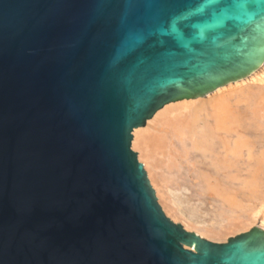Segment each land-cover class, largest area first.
<instances>
[{"label": "water", "instance_id": "95a60500", "mask_svg": "<svg viewBox=\"0 0 264 264\" xmlns=\"http://www.w3.org/2000/svg\"><path fill=\"white\" fill-rule=\"evenodd\" d=\"M204 3L0 0V264H264L258 226L214 242L166 217L130 148L263 57L264 16Z\"/></svg>", "mask_w": 264, "mask_h": 264}, {"label": "bare ground", "instance_id": "6f19581e", "mask_svg": "<svg viewBox=\"0 0 264 264\" xmlns=\"http://www.w3.org/2000/svg\"><path fill=\"white\" fill-rule=\"evenodd\" d=\"M255 73L169 102L131 133L162 210L207 240L264 230V67Z\"/></svg>", "mask_w": 264, "mask_h": 264}, {"label": "snow or ice", "instance_id": "6c2138e0", "mask_svg": "<svg viewBox=\"0 0 264 264\" xmlns=\"http://www.w3.org/2000/svg\"><path fill=\"white\" fill-rule=\"evenodd\" d=\"M205 7L209 9L210 15L213 17H220V22L224 20L232 19L238 14H243L252 18L258 14L264 16V0H229V2H224V0H205L204 4L198 5L194 11L203 12ZM260 8V13H257L256 9ZM251 9V11H249ZM192 13H187L178 19L185 20Z\"/></svg>", "mask_w": 264, "mask_h": 264}, {"label": "rangeland", "instance_id": "374dc122", "mask_svg": "<svg viewBox=\"0 0 264 264\" xmlns=\"http://www.w3.org/2000/svg\"><path fill=\"white\" fill-rule=\"evenodd\" d=\"M261 66H263L264 67V55H263V57L261 58V60L259 61V63H258V65H256L254 68H252L250 71H248L247 73H245L243 76H241V78H239V79H236V80H230V81H228V82H225L223 85H225V86H227V85H229L228 83H231L232 84V82H234V81H238V80H247V78L249 77L250 78V75H254L253 73L254 72H256V73H258L263 67H261ZM255 73V74H256ZM248 78V79H249ZM232 81V82H231ZM215 89V88H214ZM214 89H212L211 91H208V92H202V93H197V94H193L192 96H191V98L192 97H196V96H202V97H206V95L208 94V93H212L213 92V90ZM131 150L133 151V152H135L136 153V155H137V150H134V149H132L131 148ZM137 160H138V158H137ZM138 162H140L141 163V161H139L138 160ZM143 165V164H142ZM144 168V167H143ZM145 170V169H144ZM149 182V181H148ZM150 184V183H149ZM151 186V185H150ZM151 188L153 189V191H154V188L151 186ZM246 192V191H245ZM243 190H240V192H239V194H241V193H245ZM154 194H155V191H154ZM242 195V194H241ZM155 197H156V195H155ZM243 197V196H242ZM209 198V197H208ZM206 199L205 200V203L203 204L204 206H205V208H211V201H209V199ZM244 198V197H243ZM156 200H157V197H156ZM157 203L159 204V202L157 201ZM207 203H209V205L207 204ZM159 206L161 207V205L159 204ZM162 209V208H161ZM163 211V210H162ZM163 213L165 214V212L163 211ZM165 216L166 217H168L170 220H171V218L169 217V215H166L165 214ZM172 222H174V223H178V224H181V222L179 221V220H176V221H173V220H171ZM253 226H258V225H256V224H252L251 226L249 225L246 229H244V230H240V231H236L235 233H227L226 235H224V237L222 238V239H220V240H210V241H214V242H225L229 237H232V236H235V235H237V234H239V233H241V232H245V231H247L248 229H250V228H252ZM259 227V226H258ZM260 228V227H259ZM188 231H193V230H188ZM194 232V231H193ZM209 240V239H208Z\"/></svg>", "mask_w": 264, "mask_h": 264}]
</instances>
